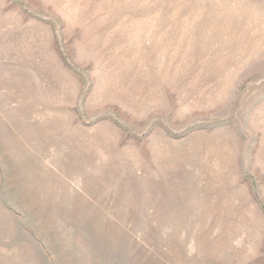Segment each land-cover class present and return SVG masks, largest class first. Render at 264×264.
<instances>
[{
  "label": "rangeland",
  "instance_id": "374dc122",
  "mask_svg": "<svg viewBox=\"0 0 264 264\" xmlns=\"http://www.w3.org/2000/svg\"><path fill=\"white\" fill-rule=\"evenodd\" d=\"M0 264H264V0H0Z\"/></svg>",
  "mask_w": 264,
  "mask_h": 264
}]
</instances>
